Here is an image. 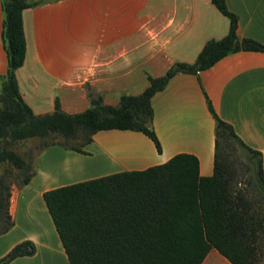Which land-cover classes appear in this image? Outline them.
Instances as JSON below:
<instances>
[{
	"label": "crops",
	"instance_id": "crops-1",
	"mask_svg": "<svg viewBox=\"0 0 264 264\" xmlns=\"http://www.w3.org/2000/svg\"><path fill=\"white\" fill-rule=\"evenodd\" d=\"M237 17L236 32L264 44V0H225ZM25 54L15 69L17 87L33 113L83 110L87 90L116 104L136 94L146 75L162 74L174 61L192 62L228 20L210 0H52L21 10ZM2 10L0 6V31ZM6 55L0 37V76ZM261 154L264 175V51L228 52L196 72L179 71L150 96L151 127L159 149L134 129L95 131L84 152L53 144L34 155L29 180L10 184L12 226L0 234V256L21 239L34 251L6 264H69L42 198L45 189L119 170L161 163L177 152L195 155L200 175L212 172L214 118ZM14 148V147H13ZM21 154V153H20ZM46 157V167L35 158ZM4 164L0 165V171ZM199 264H232L211 247Z\"/></svg>",
	"mask_w": 264,
	"mask_h": 264
},
{
	"label": "trees",
	"instance_id": "trees-1",
	"mask_svg": "<svg viewBox=\"0 0 264 264\" xmlns=\"http://www.w3.org/2000/svg\"><path fill=\"white\" fill-rule=\"evenodd\" d=\"M46 1L52 0H0L6 55L0 76V234L13 224L8 211L11 182L22 185L34 171L31 160L11 146L15 142L35 137L36 152L53 144L84 152L95 131L118 128L142 131L159 149L150 124V96L172 74L196 72L239 49L264 51L263 43L237 34L236 14L225 0H210L227 17V31L207 39L192 62L177 60L160 75L147 74L148 84L140 92L121 93L116 104L87 90L89 104L81 111L64 112L55 97L52 111L36 114L19 93L15 69L25 54L21 10ZM205 101L214 118L210 174H199L195 155L177 152L141 169L43 190L69 264H199L211 247L232 264H258L264 243L261 154L216 115L206 96ZM237 148L244 160L232 152ZM33 251V242L21 239L0 256V264Z\"/></svg>",
	"mask_w": 264,
	"mask_h": 264
},
{
	"label": "rangeland",
	"instance_id": "rangeland-1",
	"mask_svg": "<svg viewBox=\"0 0 264 264\" xmlns=\"http://www.w3.org/2000/svg\"><path fill=\"white\" fill-rule=\"evenodd\" d=\"M57 139H58L57 137H54V140H57ZM38 141H39V139H37L35 137H29V138L19 140L11 146L14 147L15 150H17L19 153L24 155L26 158H29L31 160V159H33L34 155L38 152V151L36 152V146L38 144ZM232 152L235 154H239L240 150L237 148V149L233 150ZM238 158L241 160H244V155H242L240 153ZM47 161H48V159H46L45 156L40 157V158L36 156V158H35V164L37 167H39L41 164V167L45 168ZM33 169H34V167H33ZM33 173H34V171H33ZM19 177H18V179H19ZM263 240H264V238H263ZM258 264H264V243L262 246L261 253L259 254Z\"/></svg>",
	"mask_w": 264,
	"mask_h": 264
}]
</instances>
